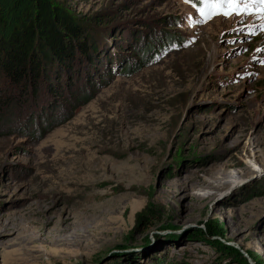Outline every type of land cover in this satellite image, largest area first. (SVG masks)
<instances>
[{
    "label": "rangeland",
    "instance_id": "rangeland-1",
    "mask_svg": "<svg viewBox=\"0 0 264 264\" xmlns=\"http://www.w3.org/2000/svg\"><path fill=\"white\" fill-rule=\"evenodd\" d=\"M54 1L90 52L0 72V264H264V5Z\"/></svg>",
    "mask_w": 264,
    "mask_h": 264
},
{
    "label": "trees",
    "instance_id": "trees-1",
    "mask_svg": "<svg viewBox=\"0 0 264 264\" xmlns=\"http://www.w3.org/2000/svg\"><path fill=\"white\" fill-rule=\"evenodd\" d=\"M88 41L89 33L54 0H0V72L12 84L27 87L41 74L48 77L54 59L72 71L78 51L90 52ZM178 42L166 37L161 49ZM131 69L128 63L122 68Z\"/></svg>",
    "mask_w": 264,
    "mask_h": 264
},
{
    "label": "snow or ice",
    "instance_id": "snow-or-ice-1",
    "mask_svg": "<svg viewBox=\"0 0 264 264\" xmlns=\"http://www.w3.org/2000/svg\"><path fill=\"white\" fill-rule=\"evenodd\" d=\"M186 3H191V0H185ZM197 2L201 5H228V6H235V5H243V7L247 8L249 4L256 5H264V0H197ZM201 14L208 16L209 19H211L214 15L222 14L224 16H228L231 13L229 11L224 12H218V11H210L205 12L203 8L200 9ZM235 11V8H232V12ZM258 11L264 13V8L259 9Z\"/></svg>",
    "mask_w": 264,
    "mask_h": 264
},
{
    "label": "bare ground",
    "instance_id": "bare-ground-1",
    "mask_svg": "<svg viewBox=\"0 0 264 264\" xmlns=\"http://www.w3.org/2000/svg\"><path fill=\"white\" fill-rule=\"evenodd\" d=\"M68 220V219H67ZM78 220V219H77ZM64 222H66V220L64 219ZM51 223V222H50ZM54 226H56V225H54ZM75 226V225H74ZM67 229H69V227H64V226H57L56 228H55V230H53L54 231V234H60V233H63L64 231H66ZM76 229V228H75ZM68 231V230H67ZM66 231V232H67ZM78 231V230H77ZM69 232H70V230H69ZM50 233V232H49ZM53 234V233H52ZM49 235V234H48ZM56 236H58V235H56ZM75 237H76V239L78 238V234H76L75 235ZM40 238H43V237H40ZM69 238H70V235H69V237L67 236L66 238H63V240H65V241H67V240H69ZM36 239V238H35ZM32 241V240H31ZM64 241V242H65ZM54 242H55V240H54ZM69 242V241H68ZM61 244H64V243H61ZM70 244V243H69Z\"/></svg>",
    "mask_w": 264,
    "mask_h": 264
}]
</instances>
